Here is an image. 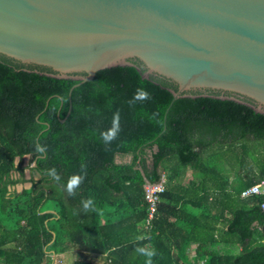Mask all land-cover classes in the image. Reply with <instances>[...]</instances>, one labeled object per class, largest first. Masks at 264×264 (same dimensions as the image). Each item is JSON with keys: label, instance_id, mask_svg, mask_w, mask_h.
I'll return each instance as SVG.
<instances>
[{"label": "trees", "instance_id": "16d2710c", "mask_svg": "<svg viewBox=\"0 0 264 264\" xmlns=\"http://www.w3.org/2000/svg\"><path fill=\"white\" fill-rule=\"evenodd\" d=\"M77 82L0 61V264H53L52 254L71 251L74 264H92L88 255L146 264L140 247L156 251L152 264H191L192 245L197 264H264V196H240L264 180V113L215 96L174 99L136 66L97 71L69 100ZM137 88L151 99L130 103ZM116 111L122 131L105 144L100 133ZM251 138L263 147L253 157L259 173L236 170L229 180L221 149ZM26 155L36 162L31 186L17 192L10 187L26 180L15 160ZM116 155L131 159L116 162ZM52 168L59 182L47 175ZM162 173L166 187L147 222L143 185ZM76 174L86 179L73 197L66 184Z\"/></svg>", "mask_w": 264, "mask_h": 264}, {"label": "water", "instance_id": "95a60500", "mask_svg": "<svg viewBox=\"0 0 264 264\" xmlns=\"http://www.w3.org/2000/svg\"><path fill=\"white\" fill-rule=\"evenodd\" d=\"M0 61L77 80L69 100L97 71L136 66L174 99L264 113V0H0Z\"/></svg>", "mask_w": 264, "mask_h": 264}, {"label": "rangeland", "instance_id": "374dc122", "mask_svg": "<svg viewBox=\"0 0 264 264\" xmlns=\"http://www.w3.org/2000/svg\"><path fill=\"white\" fill-rule=\"evenodd\" d=\"M260 143L261 141L254 140L253 138H251L248 141L237 142L236 145H233L231 147L228 146L224 147L225 150L221 149L222 151L220 153L221 154L220 167L222 168V171L227 172L230 179L236 170L245 173L244 170L249 169L251 170V172H254L256 174L259 173V165H257L258 161L257 159L254 160L253 157L257 156V158H260V155H258V153H260L261 149L263 148V147L258 148V145ZM257 148L260 150L257 153H255L256 152L255 150ZM130 159H131L130 155H125V156L116 155L115 158L116 162H128L130 161ZM240 159H244V162H243V166L239 167ZM229 161H231L232 163H229ZM15 163L16 165L20 163L21 166L24 168L23 173H24V179L26 181L17 183L14 186H11L10 189L20 192L23 188H29L31 186V181H29V179L31 178L30 167L33 166V163L30 162V158L28 155L24 156L21 161L19 158H16ZM14 175L15 177L20 176L19 172H15ZM37 178L38 175L37 173L34 172V180H36ZM191 178H192V172L188 170L186 172V175L184 176L185 183L188 182ZM50 206L52 207L53 204H50ZM76 253L77 251H71L70 253L64 256L52 254V257L54 259L53 264H74L75 259L78 257ZM189 256L191 259V264H197L193 262L194 245H192L189 249ZM86 258L89 260L88 262L92 264H106L103 257L101 258L99 257V255L98 257H95L93 255H88Z\"/></svg>", "mask_w": 264, "mask_h": 264}, {"label": "clouds", "instance_id": "9594fccd", "mask_svg": "<svg viewBox=\"0 0 264 264\" xmlns=\"http://www.w3.org/2000/svg\"><path fill=\"white\" fill-rule=\"evenodd\" d=\"M151 99V94L143 88H137L136 92L134 93L132 101L130 103L139 102H146ZM122 131L120 125V112L116 111L112 117V125L106 131L100 133V138L105 144H111L115 140L119 138V135ZM36 151L43 155L46 151V148L41 147L39 145L36 146ZM83 171V170H82ZM47 175L50 176L56 182H59L61 177L58 171L55 168L49 169L47 171ZM86 175L76 174L69 178L66 184V191L70 196H75L77 194V190L80 186L85 182ZM81 204L85 210H88L93 206V201L91 199L82 200ZM139 239V237L137 238ZM136 252L140 255H144L146 259V264H152V258L156 255V251L148 250L147 247H140L136 249Z\"/></svg>", "mask_w": 264, "mask_h": 264}, {"label": "built area", "instance_id": "2783aa9c", "mask_svg": "<svg viewBox=\"0 0 264 264\" xmlns=\"http://www.w3.org/2000/svg\"><path fill=\"white\" fill-rule=\"evenodd\" d=\"M166 176L164 173L161 174L160 179L157 182H146L143 185L144 188V199L147 204V219L149 222L157 211V204L159 201L160 194L164 192L166 187ZM251 195H263L264 196V180H260L249 187L241 191L240 196L247 198ZM261 209L264 211V202L261 204Z\"/></svg>", "mask_w": 264, "mask_h": 264}, {"label": "crops", "instance_id": "0c3cea01", "mask_svg": "<svg viewBox=\"0 0 264 264\" xmlns=\"http://www.w3.org/2000/svg\"><path fill=\"white\" fill-rule=\"evenodd\" d=\"M229 180H231V179H229Z\"/></svg>", "mask_w": 264, "mask_h": 264}]
</instances>
